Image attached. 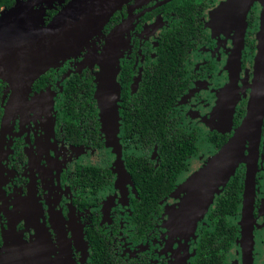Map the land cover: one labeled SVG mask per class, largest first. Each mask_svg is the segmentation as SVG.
Returning <instances> with one entry per match:
<instances>
[{"label": "flooded vegetation", "instance_id": "obj_1", "mask_svg": "<svg viewBox=\"0 0 264 264\" xmlns=\"http://www.w3.org/2000/svg\"><path fill=\"white\" fill-rule=\"evenodd\" d=\"M68 1H52L49 7L43 3L35 10L47 23ZM226 2L126 0L78 55L50 68L25 95L15 97L5 127L11 91L0 81V264H245L241 219L246 161L229 178L238 175L239 208L223 215L227 229L215 231L221 245L213 247L211 241L199 254L201 236L211 234L210 210L226 185L214 194L204 221L192 233L178 232L172 224L183 197L179 185L207 164L247 113L262 5L255 1L246 9L249 0H234L223 11L218 8ZM104 50L110 51V59L119 53V153L107 143L96 98ZM146 75L155 88L163 81L166 92L161 96L170 106L160 134L153 117L143 127L152 105L139 94ZM231 77L237 101L229 130L220 132L224 118L219 109ZM138 107L144 108L141 114ZM166 139H172L170 151L176 145L189 150L192 143L196 151L169 191L150 197L132 168L141 172L140 178L165 174L160 140ZM247 148L245 142L244 156ZM251 172V264H264V116Z\"/></svg>", "mask_w": 264, "mask_h": 264}, {"label": "water", "instance_id": "obj_2", "mask_svg": "<svg viewBox=\"0 0 264 264\" xmlns=\"http://www.w3.org/2000/svg\"><path fill=\"white\" fill-rule=\"evenodd\" d=\"M52 1L56 0H15L10 8L0 11V81L11 91L3 116V127L7 126L10 119L15 97L25 95L33 82L47 70L57 67L66 58L78 55L93 37L101 34L110 17L121 9L126 0H69L45 23L43 14L35 10V7L43 3L49 7ZM232 1L234 0H228L218 8L223 11L225 6L232 5ZM255 1L260 2L262 8L257 33L254 78L246 116L230 139L208 159L207 164L179 185L177 191L183 194V197L172 216L176 231L192 233L212 202L214 194L219 193V188L227 184L239 162L246 161L248 166L241 219L245 264H251L252 259L253 184L250 180H253L254 176L251 170H254L255 166L264 116V0H249L245 8ZM246 9L243 11V17ZM109 52L102 51L100 71L95 79L96 98L100 105V117L107 143H111L115 149L117 146L116 152L119 153V85L115 79L119 53L116 50L111 60ZM233 79L234 77H231V83L223 91L224 104L219 111H223L224 119L221 127L216 126L220 132L228 131L232 123L231 118L237 101V97L231 94ZM245 142H248L246 156L243 151Z\"/></svg>", "mask_w": 264, "mask_h": 264}, {"label": "trees", "instance_id": "obj_3", "mask_svg": "<svg viewBox=\"0 0 264 264\" xmlns=\"http://www.w3.org/2000/svg\"><path fill=\"white\" fill-rule=\"evenodd\" d=\"M13 0H0V9L2 6H10L12 4ZM43 76L40 77V79ZM151 78L149 75L145 76V90L142 91L139 94H143L146 97L150 98V101L152 105L149 107L148 111H145V118L146 120L143 121V127L148 128L149 126V120L151 117H153L155 124V128L157 127L159 134L160 131H165V125L166 121L169 119V116L166 115L170 106H166L165 102L163 101V93L166 92L165 87L163 85V81H161V84L158 87H154L153 82L149 81ZM128 86V84H127ZM172 86V91L174 95V86ZM177 95V93H176ZM158 96L159 99L157 100L155 97ZM140 97L136 98L135 101L138 102V99ZM175 98V97H174ZM144 108L138 107L135 109V111L138 114H141ZM137 124V123H136ZM157 135V137L159 136ZM225 140V139H224ZM161 145L164 146V157H162L163 160V166L166 168H172L173 171L170 174L168 173V169L165 170V174H160V177L155 178H140L141 172H137L135 168H132L134 176L138 178L137 180L140 181L143 186V193L149 195L150 197L153 196H159L162 197L165 195L169 189L171 188V184L174 182L176 177L179 175L180 171L182 170L183 163L187 159V157L194 153L196 151L195 144L192 143V147L188 150V147L178 146L176 145L173 148V151H170V147L167 145L168 143H172V139H166V140H160ZM218 147H220V143L218 144ZM171 176V178L169 177ZM169 177V178H168ZM144 182L146 185L144 186ZM241 185L240 182H238V175H236L234 178L230 179L228 183L226 184L224 188V193L217 196L215 200L214 209L210 210L209 215L210 216V222L211 225V234L201 236L200 242L198 244L199 254H202V248L207 251L208 246H210V242L213 241V247H216L218 245H221V243L217 242L219 239H216L218 237L217 233L215 231H220L227 229V223L224 221V216L226 213L229 212H237L239 208V200L237 199V195L240 193ZM149 203H152V200L149 201ZM151 206V205H150ZM224 215V216H223ZM205 243L203 244V242ZM224 245V242H223ZM225 248H223L224 250ZM98 250V249H97ZM95 250V251H97ZM215 250V248L213 249ZM212 251V250H210ZM200 255L197 257L198 262L200 263L202 261ZM223 257V252L220 251V257Z\"/></svg>", "mask_w": 264, "mask_h": 264}, {"label": "rangeland", "instance_id": "obj_4", "mask_svg": "<svg viewBox=\"0 0 264 264\" xmlns=\"http://www.w3.org/2000/svg\"><path fill=\"white\" fill-rule=\"evenodd\" d=\"M56 1H60V0H56ZM254 65H255V59H254V64H253V72H254ZM253 78H254V75H253ZM108 145L112 148V151H113L114 153H117V152H116V150H117V146H116V149H115V146L113 147V146L111 145V143L108 142ZM118 150H119V142H118ZM112 151H111V154H113ZM108 155H109L108 153L105 154L106 157H107ZM113 155H114V154H113ZM208 155H210V153H208ZM208 157H209V156H208ZM240 163H241V162H239L237 168L235 169V172H236V170H238V167H239ZM194 165H195V164H192V165H191V169H192V167H193ZM191 169H190V170H191ZM183 175L185 176V174H183ZM203 218H204V217H203ZM203 218H201V220H202ZM203 221H204V219H203Z\"/></svg>", "mask_w": 264, "mask_h": 264}]
</instances>
